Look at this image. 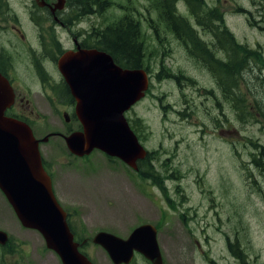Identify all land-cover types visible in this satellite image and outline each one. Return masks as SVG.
<instances>
[{
	"label": "rangeland",
	"instance_id": "1",
	"mask_svg": "<svg viewBox=\"0 0 264 264\" xmlns=\"http://www.w3.org/2000/svg\"><path fill=\"white\" fill-rule=\"evenodd\" d=\"M112 1L104 9L106 24L126 6L140 19L151 85L125 115L130 125L138 119L132 128L154 155V169L144 178L99 150L74 157L61 137L40 143L55 196L76 235L86 239L84 250L96 264H110L92 242L95 233L126 238L151 223L167 264H264V164L252 160L264 148V0H205L219 16L202 15L200 23L184 2L176 3L203 42L215 40L209 45L216 58L235 55L233 77L191 40L176 38L148 0ZM214 24L225 29L220 41L208 30ZM229 33L235 50L228 48ZM24 68L21 91L34 100L40 87ZM37 104L39 135L64 132V116ZM228 238L235 244L227 245ZM136 264L149 263L139 257Z\"/></svg>",
	"mask_w": 264,
	"mask_h": 264
},
{
	"label": "water",
	"instance_id": "2",
	"mask_svg": "<svg viewBox=\"0 0 264 264\" xmlns=\"http://www.w3.org/2000/svg\"><path fill=\"white\" fill-rule=\"evenodd\" d=\"M58 69L76 101L81 124V129L64 136L69 152L82 157L98 149L137 169V161L147 150L124 113L145 95L146 71L124 68L108 52L94 49L65 52L58 60ZM12 97L9 83L0 74V189L21 224L38 230L63 264H93L79 250L66 212L53 192L51 178L42 165L39 140L26 122L3 114ZM64 118L68 121L66 114ZM92 242L103 247L115 264L128 263L135 249L153 264L162 262L156 230L149 223L136 227L125 239L98 231Z\"/></svg>",
	"mask_w": 264,
	"mask_h": 264
},
{
	"label": "flooded vegetation",
	"instance_id": "3",
	"mask_svg": "<svg viewBox=\"0 0 264 264\" xmlns=\"http://www.w3.org/2000/svg\"><path fill=\"white\" fill-rule=\"evenodd\" d=\"M104 9V0H22V3L21 0H0V74L8 81L13 93L12 101L3 114L22 120L31 127L34 137L39 140V151L40 143L47 141L49 137H61L65 144V135L81 129L76 114V101L58 69V60L65 52L76 53L92 49L105 51L103 46L107 24ZM22 64L26 66L25 72L31 76L34 86L40 87L33 91L34 100L30 94L21 91ZM37 102L44 104L50 113L67 115L64 132L51 130L46 135H39L35 128L41 111ZM71 122L76 124L75 129L68 125ZM45 136L46 139L42 140ZM65 147L67 149L66 144ZM67 151L73 155L68 149ZM150 155L154 157L152 152ZM152 158L149 162H152ZM41 159L53 188V174L42 155ZM135 172L143 175L140 168ZM59 203L66 212L67 223L73 230L74 239L79 243V250L96 264L84 250L86 239L78 237L74 226H71L66 206L60 200ZM226 244L235 242L228 238ZM238 249L243 253L241 248ZM104 252L107 261L115 264L105 250ZM134 254L128 264H136L139 257L153 264L142 254ZM162 260V264H167L163 258ZM0 264H63L59 255L46 246L38 230L21 224L1 189Z\"/></svg>",
	"mask_w": 264,
	"mask_h": 264
},
{
	"label": "trees",
	"instance_id": "4",
	"mask_svg": "<svg viewBox=\"0 0 264 264\" xmlns=\"http://www.w3.org/2000/svg\"><path fill=\"white\" fill-rule=\"evenodd\" d=\"M150 6L155 9L158 13V20L163 22L165 26L169 29L170 32L175 35L176 38L189 39L194 43L195 48H202L207 52V57L209 60L214 61L219 67V71H224L230 77H233V72L238 73L239 62L234 56L229 57L226 62L225 60H219L215 57V53L212 50L211 46L215 43V40L209 45L203 42L197 31L193 28L190 20L184 15L178 12V6H176L177 1L184 2V5L190 10V13L195 20L200 23L201 16L208 14L212 15V18L219 14L216 13V10L209 6L205 0H148ZM109 0H104V7L106 8L109 4ZM111 4V3H110ZM208 6H207V5ZM123 7V6H122ZM129 7L124 8V13L120 18L113 20V22H108L105 29V41L103 49L110 53L114 58L115 62L125 68H143V62L145 59V50L141 40L142 32L140 19L129 11ZM214 23V21H213ZM211 23H209L210 25ZM212 29L208 30L213 33V36L220 41L219 34L224 33V27H220L218 24L211 25ZM227 35L230 45L233 50L237 48L236 42L234 39ZM226 37V36H225ZM243 47L242 45H239ZM247 56V55H246ZM210 62V61H208ZM210 65V64H209ZM213 66V65H212ZM210 67L211 70H214L213 67ZM148 71L147 66L144 67ZM215 71V70H214ZM162 77V75H161ZM134 122V120H133ZM134 129L135 126L131 125ZM139 135V134H138ZM140 136V135H139ZM150 153L147 154V157L143 160L138 161V167L142 170L144 177H151L152 170L154 165L151 160ZM254 163L258 165L264 164V148L260 149L257 155L252 156ZM73 232V230H72Z\"/></svg>",
	"mask_w": 264,
	"mask_h": 264
}]
</instances>
